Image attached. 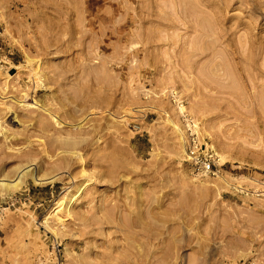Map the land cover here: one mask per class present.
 Here are the masks:
<instances>
[{"label":"rangeland","instance_id":"374dc122","mask_svg":"<svg viewBox=\"0 0 264 264\" xmlns=\"http://www.w3.org/2000/svg\"><path fill=\"white\" fill-rule=\"evenodd\" d=\"M25 171L0 264H264V0H0V179Z\"/></svg>","mask_w":264,"mask_h":264},{"label":"bare ground","instance_id":"6f19581e","mask_svg":"<svg viewBox=\"0 0 264 264\" xmlns=\"http://www.w3.org/2000/svg\"><path fill=\"white\" fill-rule=\"evenodd\" d=\"M53 116V115H52ZM55 118V117H54ZM58 119V118H57ZM56 123H59L58 121H56ZM177 126V124L175 125V127ZM176 129H177V131L180 133V136H181V140H182V142H183V146H184V152H185V150H186V138H185V134L182 132V130H181V128L180 127H176ZM29 171V170H28ZM28 171H25V172H23V173H21V175H19V177L17 178V181L16 182H14V183H7V182H5V180L4 179H0V187L2 188V189H4V190H9V189H11V188H17V187H19L22 183H23V180H24V177L27 175V172ZM95 173V172H94ZM83 175H84V181L82 180V182H80V183H78V184H75L74 185V190L76 191V192H74V193H72V194H70V196L68 197V199H67V213L69 212V214H70V207H69V204L72 202V200L74 199V200H76L75 198V196L76 195H78L77 193H79V192H82L83 190H86V188H87V186L90 184L89 182L92 180V178H94L93 177V174H88L86 171H83ZM90 175H92V176H90ZM34 179L36 180V181H40V180H42L41 178H37V177H34ZM43 181V180H42ZM10 182V181H9ZM82 190V191H81ZM62 204H63V202H62ZM73 204V203H72ZM110 205V204H109ZM115 206H116V204H114ZM118 205V204H117ZM119 206V205H118ZM102 208L103 209V207H106L107 209H108V213L106 212V213H98L99 215H96V223L97 224H104V223H108V222H114L113 221V219H114V217L116 216V219H118V218H121L118 214L117 215H115L114 217L112 216V215H110V213H111V211H112V209L110 208V206L108 207V206H102V205H100L98 208ZM111 207H114V206H111ZM97 209V208H96ZM115 210H116V208H114ZM99 210V209H98ZM118 210H119V208H118ZM118 210H117V213H118ZM99 212H101V211H99ZM130 221V220H129ZM128 221V222H129ZM139 222V221H138ZM138 224V223H137ZM129 225V224H128ZM119 226H121V225H119ZM126 227V226H125ZM259 227V226H258ZM262 227V226H261ZM104 228V227H103ZM133 228V227H132ZM118 230H119V232H121L123 235H128L129 236V234H133V232L131 231V228L130 227H126V228H124V227H118L117 228ZM256 229V228H255ZM263 229H264V227H263ZM260 230V229H259ZM126 235V236H127ZM131 236V235H130ZM129 258V257H128ZM115 259V258H114ZM116 261H117V259H115ZM128 262H131V260L130 259H128Z\"/></svg>","mask_w":264,"mask_h":264},{"label":"built area","instance_id":"2783aa9c","mask_svg":"<svg viewBox=\"0 0 264 264\" xmlns=\"http://www.w3.org/2000/svg\"><path fill=\"white\" fill-rule=\"evenodd\" d=\"M186 138V161L192 170L197 173H210L214 169V154L207 147L203 139L191 128L185 135Z\"/></svg>","mask_w":264,"mask_h":264}]
</instances>
